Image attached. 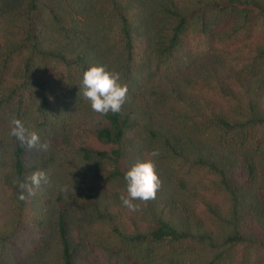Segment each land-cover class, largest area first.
I'll list each match as a JSON object with an SVG mask.
<instances>
[{"label":"trees","instance_id":"1","mask_svg":"<svg viewBox=\"0 0 264 264\" xmlns=\"http://www.w3.org/2000/svg\"><path fill=\"white\" fill-rule=\"evenodd\" d=\"M0 264H264V0H0Z\"/></svg>","mask_w":264,"mask_h":264},{"label":"clouds","instance_id":"2","mask_svg":"<svg viewBox=\"0 0 264 264\" xmlns=\"http://www.w3.org/2000/svg\"><path fill=\"white\" fill-rule=\"evenodd\" d=\"M83 96L90 101L91 109L100 114L108 112L117 113L126 101L128 91L127 85L120 81V74L116 71H108L104 66H91L83 73ZM13 135L17 136L21 141H25L23 126L16 121V128ZM38 136L33 133L27 138L26 142L29 147L34 146L38 142ZM42 147L46 148L44 144ZM159 152L153 150L152 157H157ZM154 159L144 160L134 164L129 171L126 172L124 179L126 182L127 197L121 196L122 204L131 209L136 210V200L147 201L154 199L156 192L160 186V180L156 172ZM39 177L34 176L33 182L39 184ZM24 197L21 196V199Z\"/></svg>","mask_w":264,"mask_h":264},{"label":"rangeland","instance_id":"3","mask_svg":"<svg viewBox=\"0 0 264 264\" xmlns=\"http://www.w3.org/2000/svg\"><path fill=\"white\" fill-rule=\"evenodd\" d=\"M93 145H97V143H96V142H94V143H93Z\"/></svg>","mask_w":264,"mask_h":264}]
</instances>
